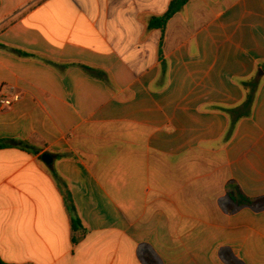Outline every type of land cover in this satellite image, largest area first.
<instances>
[{
	"label": "crops",
	"instance_id": "crops-1",
	"mask_svg": "<svg viewBox=\"0 0 264 264\" xmlns=\"http://www.w3.org/2000/svg\"><path fill=\"white\" fill-rule=\"evenodd\" d=\"M173 1L0 0L4 264H264V0Z\"/></svg>",
	"mask_w": 264,
	"mask_h": 264
},
{
	"label": "trees",
	"instance_id": "trees-1",
	"mask_svg": "<svg viewBox=\"0 0 264 264\" xmlns=\"http://www.w3.org/2000/svg\"><path fill=\"white\" fill-rule=\"evenodd\" d=\"M187 1L188 0H174L170 5L169 11L164 16L159 17V18H153L151 20L149 24V28L150 29H161L164 32L168 22L173 18V16L177 12H179L187 4ZM21 54L26 55L27 57H30L29 54H24V53H21ZM86 69L89 70V68H86ZM243 85L246 91V96H245L243 103L237 108L225 110V112L229 115L231 119V127H230L231 133L235 129L236 124L241 119L251 116L252 110L254 107L257 89H258V82L256 80H251V81L245 82ZM6 146H15V147L24 148L25 144L24 142H19V141L0 143V148L6 147ZM227 192H228L229 199L231 200V205L229 206L230 210H233L235 207H252L255 209H264V197L257 198V199H251L247 197L241 191L239 186H237L233 182L229 183L227 187ZM65 198H66V202H67V206L69 207V210L74 214L75 207L73 205L71 196L68 191H66L65 193ZM72 223H73L74 232H76L78 228H81L82 226L81 221L75 215L73 217ZM231 263L237 264L236 262L232 260H231ZM0 264H4V263L0 260ZM151 264H155V263L151 262Z\"/></svg>",
	"mask_w": 264,
	"mask_h": 264
},
{
	"label": "built area",
	"instance_id": "built-area-1",
	"mask_svg": "<svg viewBox=\"0 0 264 264\" xmlns=\"http://www.w3.org/2000/svg\"><path fill=\"white\" fill-rule=\"evenodd\" d=\"M22 99L21 93L12 89V96L5 97L2 92L0 93V108L5 109L12 107L15 103L19 102Z\"/></svg>",
	"mask_w": 264,
	"mask_h": 264
},
{
	"label": "water",
	"instance_id": "water-1",
	"mask_svg": "<svg viewBox=\"0 0 264 264\" xmlns=\"http://www.w3.org/2000/svg\"><path fill=\"white\" fill-rule=\"evenodd\" d=\"M43 160L45 161V163H47L48 165H50L53 161L52 157L49 154L44 155Z\"/></svg>",
	"mask_w": 264,
	"mask_h": 264
}]
</instances>
